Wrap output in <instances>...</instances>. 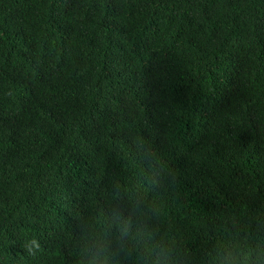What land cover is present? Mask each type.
Returning <instances> with one entry per match:
<instances>
[{"label":"trees","instance_id":"16d2710c","mask_svg":"<svg viewBox=\"0 0 264 264\" xmlns=\"http://www.w3.org/2000/svg\"><path fill=\"white\" fill-rule=\"evenodd\" d=\"M264 264V0H0V264Z\"/></svg>","mask_w":264,"mask_h":264},{"label":"clouds","instance_id":"9594fccd","mask_svg":"<svg viewBox=\"0 0 264 264\" xmlns=\"http://www.w3.org/2000/svg\"><path fill=\"white\" fill-rule=\"evenodd\" d=\"M112 259L102 247L94 248L88 256V264H109ZM221 264H238V257L231 249H225L222 253Z\"/></svg>","mask_w":264,"mask_h":264}]
</instances>
